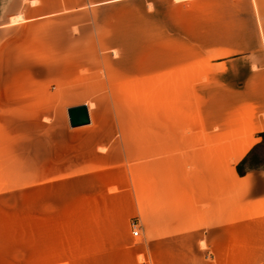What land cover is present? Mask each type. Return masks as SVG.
<instances>
[{
	"label": "crops",
	"instance_id": "1",
	"mask_svg": "<svg viewBox=\"0 0 264 264\" xmlns=\"http://www.w3.org/2000/svg\"><path fill=\"white\" fill-rule=\"evenodd\" d=\"M120 1L125 0H0V58L9 57L2 54L8 50L39 58L40 43L49 42L45 56L61 60L65 76L60 85L70 128L59 138L66 153L72 152L69 166L86 172L127 169V181L111 177L110 183L127 187L121 210L128 223L140 216L153 264H264V66L254 69L248 62L251 72L240 85L232 82V68L221 72L219 84L212 71L264 53V28L256 49L212 62L203 72L205 82L195 53L190 63L163 68L164 97L145 98L143 110L137 100L129 102L126 135L117 98L121 84L106 76L107 58L89 46L95 41L88 34L94 7ZM47 21L64 33L41 38L38 28ZM72 27L79 34H71ZM6 36H14L17 45L8 47ZM83 104L90 123L74 127L68 108ZM122 152L127 166L120 165ZM110 207L97 204L99 234L113 228L116 212Z\"/></svg>",
	"mask_w": 264,
	"mask_h": 264
},
{
	"label": "rangeland",
	"instance_id": "2",
	"mask_svg": "<svg viewBox=\"0 0 264 264\" xmlns=\"http://www.w3.org/2000/svg\"><path fill=\"white\" fill-rule=\"evenodd\" d=\"M90 15L88 34L95 42L89 46L106 56V76L121 84L117 98L127 135L128 103L137 100V109L143 110L145 98L164 97L163 68L190 63L195 53L205 82L212 62L256 49L264 0H125L96 6ZM38 29L41 38L64 33L53 21ZM71 34H79V28L72 27ZM14 38L4 37L8 47L17 45ZM49 47L40 43L39 58H19L16 50L0 58V264H153L143 236L132 233V221L140 224V216L128 223L121 210L127 187L123 191L110 183L111 177L127 181V169L86 172L79 170L84 166H69L72 152L66 153L59 138L70 128L60 85L65 76L59 71L61 60L45 56ZM236 60L213 67L218 84L224 79L221 72L232 68L237 72L232 82L240 85L251 72L246 64L263 67L264 53ZM124 141L127 137L123 150ZM120 165L127 166L123 152ZM110 201L116 204L110 207ZM98 202L116 212L105 235L98 233Z\"/></svg>",
	"mask_w": 264,
	"mask_h": 264
},
{
	"label": "water",
	"instance_id": "3",
	"mask_svg": "<svg viewBox=\"0 0 264 264\" xmlns=\"http://www.w3.org/2000/svg\"><path fill=\"white\" fill-rule=\"evenodd\" d=\"M68 114L70 124L74 127L90 123L88 106L85 104L68 108Z\"/></svg>",
	"mask_w": 264,
	"mask_h": 264
},
{
	"label": "built area",
	"instance_id": "4",
	"mask_svg": "<svg viewBox=\"0 0 264 264\" xmlns=\"http://www.w3.org/2000/svg\"><path fill=\"white\" fill-rule=\"evenodd\" d=\"M140 224H139V221L138 220H133L132 221V233L134 234V235H140L141 234V232H140ZM142 264H151L150 262H148V261H144V263H142Z\"/></svg>",
	"mask_w": 264,
	"mask_h": 264
}]
</instances>
